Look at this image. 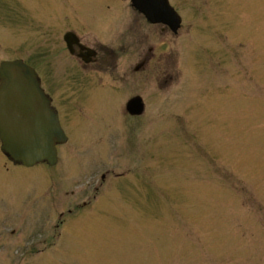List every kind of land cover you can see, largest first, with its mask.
I'll list each match as a JSON object with an SVG mask.
<instances>
[{
  "label": "rangeland",
  "instance_id": "1",
  "mask_svg": "<svg viewBox=\"0 0 264 264\" xmlns=\"http://www.w3.org/2000/svg\"><path fill=\"white\" fill-rule=\"evenodd\" d=\"M168 1L175 32L127 0H0V59L84 101L54 165L0 150V264H264V0ZM78 21L127 51L82 67L61 38Z\"/></svg>",
  "mask_w": 264,
  "mask_h": 264
},
{
  "label": "water",
  "instance_id": "2",
  "mask_svg": "<svg viewBox=\"0 0 264 264\" xmlns=\"http://www.w3.org/2000/svg\"><path fill=\"white\" fill-rule=\"evenodd\" d=\"M151 22H161L173 32L180 15L168 0H130ZM67 46L75 34H63ZM137 63L134 68L139 67ZM129 114H139L143 101L133 94L124 102ZM56 115L39 85L33 67L19 57L0 60V149L13 162L25 166L56 161L55 143L64 140Z\"/></svg>",
  "mask_w": 264,
  "mask_h": 264
},
{
  "label": "flooded vegetation",
  "instance_id": "3",
  "mask_svg": "<svg viewBox=\"0 0 264 264\" xmlns=\"http://www.w3.org/2000/svg\"><path fill=\"white\" fill-rule=\"evenodd\" d=\"M126 4H128L130 9L134 11L133 14L130 15V17H129V15H127L128 17H127L126 21H134V22H136L135 24H137L138 21H145L146 24L158 23L159 30H164L165 28H168L165 24H163L161 22L149 21L144 16L143 13H141L135 7L132 6L130 0H127ZM62 5H63V3H62ZM81 25L93 27V26H91L85 22L78 21L77 22V34L73 30L67 29V30L72 31L75 34V40L71 41L69 43V45L67 46L66 41L63 38V34L66 30H64L62 32L61 38H62V41H63L64 46H65L66 50L68 51V53H70L72 56H75L79 60V62L81 63L80 65L82 67H86L87 65H90L92 63H96V60H100V59L101 60H104V59L108 60L109 58H111L113 60L114 55L117 56V54L119 53L118 49L120 47H122V48H120L122 51H127V47L129 45L124 44V42H122V40H123L122 38L118 41L117 47H114L112 45L113 44L112 39H109L106 42H102V41H99L97 39H93L92 37H86V36L81 35L79 30H78ZM110 29L105 28V29H103V31L108 32ZM139 32H140V35H139L140 40L143 39V37L147 36L145 31L141 32V30H140ZM151 54H153L152 45H149L148 53L146 54L144 52H141V54H140V56H141L140 60L137 62L140 65L139 67L143 66V64L146 62V60L148 59V57ZM23 60L33 67V69L37 75L39 85L42 88L45 95L47 96L48 104L51 107V109L53 110L54 114L56 115L58 124H59V126H60V128H61V130L65 136L64 140L61 142H58V144L65 143L71 136V127L70 126H71V123L73 121V118L74 117L76 118V116H77V103L78 104L84 103V101L77 100V92H76L77 90L74 89L75 85L73 88L75 90V92L72 93L71 95L64 96L63 95L64 93H63L62 95L60 94L61 95L60 96L59 93L54 92L53 89H56V87H55V83L51 80V77L58 76V73H55L57 75L53 74V72H55V71H52V69H50L51 67H49V66L47 68L44 67V69L42 70V69L38 68L36 63L29 62L25 59H23ZM134 66H133V70H136L134 68ZM77 71H78L77 68H75L74 70L73 69L68 70V73H67V75H69L68 79H71L73 83H77V78L79 76ZM42 74L45 75V78H43ZM52 74H53V76H51ZM94 92L95 91L91 92V94ZM135 94H138V93H135ZM60 97H61V99H60ZM126 113L128 114V117L138 116L135 114H129L128 112H126ZM74 130H75V133H77V123H75ZM58 144H56V145H58ZM75 156L77 158V154H75ZM57 160H58V149L56 147V161L51 165H49L45 162L44 163L46 164V166H52L57 162ZM63 164L65 165V167L69 166L68 163H63ZM76 168H77V164H76ZM58 172L59 171H55L54 174H55L56 178H59V180H60L61 176L60 177L58 176ZM100 178H101V180L104 178L103 172L100 174ZM76 183H77V181H76Z\"/></svg>",
  "mask_w": 264,
  "mask_h": 264
}]
</instances>
